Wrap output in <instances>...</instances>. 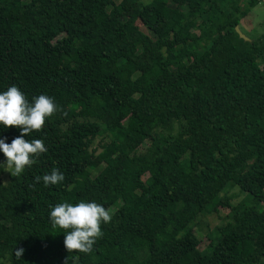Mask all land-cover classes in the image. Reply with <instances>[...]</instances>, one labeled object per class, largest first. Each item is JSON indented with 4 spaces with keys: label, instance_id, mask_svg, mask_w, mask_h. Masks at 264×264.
Instances as JSON below:
<instances>
[{
    "label": "trees",
    "instance_id": "trees-1",
    "mask_svg": "<svg viewBox=\"0 0 264 264\" xmlns=\"http://www.w3.org/2000/svg\"><path fill=\"white\" fill-rule=\"evenodd\" d=\"M245 1L0 0V93L57 106L24 137L46 151L6 184L0 151V264H264V33L234 32ZM53 169L63 181L36 183ZM227 185L250 203L230 206ZM80 202L112 218L69 253L50 211ZM219 208L199 250L193 222Z\"/></svg>",
    "mask_w": 264,
    "mask_h": 264
},
{
    "label": "clouds",
    "instance_id": "clouds-1",
    "mask_svg": "<svg viewBox=\"0 0 264 264\" xmlns=\"http://www.w3.org/2000/svg\"><path fill=\"white\" fill-rule=\"evenodd\" d=\"M57 111L53 98L47 95L34 97L32 102L15 85L0 93V126L5 130L17 128L21 130L19 137L11 144L0 139V151L6 157L5 165L11 169L12 176H20L26 167L33 165L46 151L44 142L40 139L26 140L24 137L42 130L47 118ZM43 180L44 186L56 185L64 180L57 169L50 174L36 177V183ZM108 210L95 202H80L75 206L70 203H60L50 211V223L53 229L65 230L64 245L67 251L88 253L92 250L97 239L102 236L101 223L111 220ZM24 250L15 252L20 259Z\"/></svg>",
    "mask_w": 264,
    "mask_h": 264
},
{
    "label": "rangeland",
    "instance_id": "rangeland-1",
    "mask_svg": "<svg viewBox=\"0 0 264 264\" xmlns=\"http://www.w3.org/2000/svg\"><path fill=\"white\" fill-rule=\"evenodd\" d=\"M151 0H141V3H147ZM115 3H118L119 0H114ZM244 10L246 15L244 18L239 20V24L237 25L238 32L241 36H244L250 41L255 40L259 35L264 33V4L262 0L255 2L251 7L247 5V2H244ZM133 11L137 10V6L134 5L132 7ZM135 25L139 28V30L143 31L139 22H136ZM175 126H173L174 128ZM164 133H167L164 131ZM171 133L174 134L175 130H171ZM153 140L150 137L148 140L144 141L143 144L137 150L138 154H142L148 148L149 143ZM97 142V141H95ZM6 158L3 160L4 166V173L1 176V183L6 184L8 181L9 176L11 175V169H8L7 166L4 164ZM1 163V160H0ZM86 174H88L86 172ZM95 172H92L91 175H94ZM147 178V175L142 177L144 181ZM235 187L227 185L224 190L222 191V197L228 198V203L230 206L236 207L240 209L244 205L250 203V199L248 196L239 193ZM228 214V209L226 208H219L217 213H202L199 214L194 222H193V229L192 232L196 239L198 240V249L202 250L207 244L206 235L213 231L217 226L224 223L227 219L226 216Z\"/></svg>",
    "mask_w": 264,
    "mask_h": 264
},
{
    "label": "water",
    "instance_id": "water-1",
    "mask_svg": "<svg viewBox=\"0 0 264 264\" xmlns=\"http://www.w3.org/2000/svg\"><path fill=\"white\" fill-rule=\"evenodd\" d=\"M263 4H264V0H262ZM234 32L236 33L237 37L239 39H241L244 42H249V40L247 38H245L244 36H241L240 33L238 32L237 26L234 27Z\"/></svg>",
    "mask_w": 264,
    "mask_h": 264
}]
</instances>
